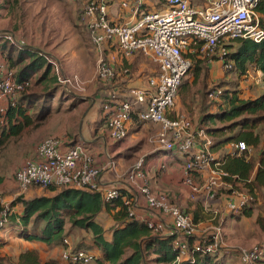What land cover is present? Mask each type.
I'll return each mask as SVG.
<instances>
[{
    "label": "built area",
    "instance_id": "built-area-1",
    "mask_svg": "<svg viewBox=\"0 0 264 264\" xmlns=\"http://www.w3.org/2000/svg\"><path fill=\"white\" fill-rule=\"evenodd\" d=\"M81 21L86 27L90 39L99 56L98 78L110 83L115 78L114 68L103 58V46L116 49L117 56L128 60L141 55L156 67V74L151 75L141 87L130 88L123 92V99L106 103L103 114L107 122L109 139L120 142L127 137V128L132 118L142 124L159 127L151 142L158 150L178 151L187 154L183 162L182 184L189 189L190 200L203 196L209 204L227 184L228 175L222 171L221 162L211 151L212 138L203 130L193 128L182 116L172 117L177 99V90L183 78L189 73L196 59L205 61L206 66L219 61L224 71L232 69V63L226 62L229 50L226 45L236 39H250L254 42L264 40V28L256 12L258 4L264 0H201L200 6H193L191 0H165L162 7L148 12L145 6L148 0H119L121 10L132 9L134 17L127 22H114L108 14V0H81ZM0 38L22 45L10 34ZM53 67L57 82L68 92L79 87L75 76L60 73L53 59L44 56ZM127 74L128 69L124 68ZM245 72V78L248 77ZM28 87V83H19L8 59L0 60V115L5 114L9 106L17 103L18 97ZM220 88H213L208 93L210 100L218 99ZM61 140L56 136L43 139L37 145L35 157L24 160L15 174V183L23 195L33 186L48 188L56 185L100 192L105 200L117 198V188L103 187L99 182L101 168L94 164L83 146L78 144L67 151H62ZM232 154L250 155L251 149L244 143H232ZM142 159L138 160L132 171V179H143L140 172ZM110 160L106 168H113ZM145 195L146 203L155 218L146 222L155 233L176 234L178 236L197 237L191 247L180 245L176 262L192 258L194 253L218 255L224 249L221 227L201 230L189 215L170 203L169 196L152 194L145 184L139 188ZM253 196L233 190L226 200V211L239 213L253 201ZM130 207L136 200H128ZM14 210L5 208L0 213V230L4 229L6 217ZM158 214L167 220L161 221ZM208 222H219L218 212L211 210ZM169 219V220H168ZM3 231V230H2ZM67 245L61 258L70 264H90L93 256L83 251L74 252ZM242 264H263L264 244L254 245L248 250L239 251Z\"/></svg>",
    "mask_w": 264,
    "mask_h": 264
},
{
    "label": "trees",
    "instance_id": "trees-1",
    "mask_svg": "<svg viewBox=\"0 0 264 264\" xmlns=\"http://www.w3.org/2000/svg\"><path fill=\"white\" fill-rule=\"evenodd\" d=\"M164 1L154 0L155 10L151 8L147 11L160 9ZM256 12L264 28V1L258 4ZM226 48L229 52L225 61L232 63V69L227 72H234L240 80L248 68H256L262 73L264 86V40L254 42L250 39H236L229 42ZM44 56L36 49L19 46L0 38V60L7 58L15 71L16 81L28 83V87L30 86L14 106H9L5 114L0 115V152L12 139L19 138L28 129L35 128L47 118L54 109L51 101L55 96L59 95L56 111L63 101L61 98L63 94L75 102L81 101L63 89L60 90L62 87L57 82L53 67ZM196 61L190 70L191 73L186 75H190L189 78L185 79V76L177 90L178 100L182 105L187 100L194 103L192 111L188 114L191 118L189 122L196 129H203L212 138L213 144L210 148L212 152L239 142L254 150L251 156L246 152L239 157L227 152L219 159L222 171L228 175L224 178L228 186L223 191L225 195L233 190L244 191L253 198L259 195L264 201V91L256 98H245L237 81L235 87L225 86L218 99L210 100L208 93L211 89L205 93L201 88L193 92V88L202 84L204 74L206 79L209 77L206 74L209 69L203 65V61L200 59ZM155 68L157 70L156 66ZM117 71L115 78L107 83L110 90L102 105L123 99L124 90L119 92V96L116 95V88L119 85ZM155 72L152 75H155ZM197 93L202 96L200 101L194 97ZM100 112L101 126L109 138L103 110ZM142 125L132 118L126 129L127 133L128 129ZM152 126L159 128L156 125ZM56 137L61 140L62 151L80 144L78 133H64ZM184 157L188 155L184 154ZM143 167L142 159L140 168L142 174L145 172ZM128 177L129 175L125 184L128 183ZM4 181V176L0 174V186ZM145 186L152 193L147 182ZM117 190L118 196L112 200H105L100 192L66 185L45 188L42 194L29 199L18 197L11 204L12 207L18 204L15 213L6 217L2 229L12 230L13 241L3 242L0 238V264H70L62 260L61 253L67 249L64 241L69 238L72 230L90 234L89 241L86 242L88 245L80 242L75 247H69L74 252L93 254L92 264H232L228 260L229 254L224 252L218 255L194 253L191 259L177 263L180 245L186 244L191 247L197 237L153 232L146 224L150 218L147 217L149 208L145 195L137 188L133 191ZM136 197L137 204L130 207L133 212L130 216L126 201ZM172 202L170 200L171 204ZM252 213V207L248 206L241 209L237 215L228 212V217L251 218ZM198 216V213H194L195 223H198ZM158 218L161 221L167 220L163 214H158ZM106 220L110 223L109 227L106 226ZM259 221L264 226V221ZM13 248L16 250L11 251ZM260 262L264 264V260Z\"/></svg>",
    "mask_w": 264,
    "mask_h": 264
},
{
    "label": "rangeland",
    "instance_id": "rangeland-1",
    "mask_svg": "<svg viewBox=\"0 0 264 264\" xmlns=\"http://www.w3.org/2000/svg\"><path fill=\"white\" fill-rule=\"evenodd\" d=\"M82 1L81 0H8L7 2L0 1V25L7 26L16 35L15 41L18 43L22 42L21 46H26L32 49H40L45 56L53 59L57 64L60 73L65 76H75L79 83V87L68 92L63 87L61 91L67 92L76 99L81 101L75 102L74 99L68 98L65 94L62 95V103L58 105V111H56V104H58L59 95L51 101L54 109L47 116L45 120L36 125L35 128H30L26 133L21 135L19 138L12 139L0 152V174L4 176V184L0 187V213L5 209L9 208L14 210L15 213L16 204L14 207L11 206L15 200L23 196L26 199L42 194L45 188L33 186L28 189L23 195L17 189L15 183V174L17 168L26 159H33L35 157V151L40 141L47 137L61 136L62 133L70 134H81L85 131L86 124L92 118L95 119L94 123L91 124L90 137L93 140L94 137L102 135L100 132L101 126V110L103 100L110 90L108 84L104 83L98 78V63L99 56L96 53V48L92 43L89 33L81 21L82 17ZM198 6L201 5L196 4ZM162 6V5H161ZM5 33H0L3 35ZM227 46V45H226ZM103 51L104 48H103ZM103 58L106 62L105 53L103 52ZM7 59V58H2ZM9 61V60H8ZM197 61L194 62V65ZM135 65L140 66V70L134 69L130 73L137 75L138 78L144 76L148 78L155 72L156 68L146 58L135 57ZM193 65V66H194ZM203 65L206 67L205 61ZM211 66V65H210ZM14 70V69H13ZM150 71V73H147ZM211 71V72H210ZM15 72V71H14ZM139 72V73H138ZM138 73V74H137ZM191 73V71L189 72ZM209 77L206 79L205 74L202 77V84L198 87L193 88V92L198 91L199 88L205 93L207 90L213 88H220L221 90L235 87V83L238 80L237 75L234 72H227L222 70L221 65H212V68L206 73ZM216 76H214V75ZM190 75L186 76L188 79ZM143 78L145 81L147 79ZM112 86L109 85V87ZM30 87V86H29ZM27 87V89L29 88ZM61 87V85H60ZM27 89L20 94L22 96ZM63 89V90H62ZM262 93L260 91L258 95ZM18 97V99L20 98ZM195 99H201L200 94H194ZM73 103H76L75 105ZM74 105L73 107L71 105ZM194 103L191 100H187L185 104H180L178 97L176 99V109L179 116L183 115L188 121L191 118L188 114L192 111ZM175 117V116H173ZM159 128L149 124H143L141 127L134 126L132 133H137V139L133 143L127 135L126 139L122 142H117L116 149L118 155L109 153V157L115 165L114 169H121V180L127 181L128 183L124 186L133 191L136 186L132 177V171L138 160L143 159V164L149 161L152 157H158L162 155V152L155 151V145L151 142V139L158 133ZM90 140L89 137L86 138ZM85 147L86 144L80 142ZM110 144V143H109ZM110 148V145H108ZM153 151V152H152ZM165 154V153H164ZM104 155V154H103ZM218 156V155H217ZM179 167L182 166L180 163ZM165 170V167L162 171ZM132 183V184H131ZM130 186V187H129ZM223 190L217 192L214 201L208 205L213 207L218 212V216H221L219 222H208L204 228L209 229L211 226H220L222 231L224 249L228 251H221L229 254L228 260L232 264H242L239 256V251L248 250L254 245L264 244V226L261 225L259 220L264 221V201L262 197L257 195L253 202L249 205L252 207L251 218L236 219L235 217H228V212L224 211L225 205H217L218 200H223L225 193ZM160 194V193H159ZM162 195H167L165 191L161 192ZM187 199V198H186ZM173 205L178 208L185 210L184 204L188 203H199L204 204L203 198H197L191 201L189 198L185 201H179L177 203L172 202ZM222 204V203H221ZM207 209V214L211 208ZM210 214V213H209ZM236 213L235 215H237ZM207 217L205 214L202 215V220ZM106 226H110V223L106 220ZM204 223V222H203ZM201 227L200 232L205 230ZM90 234L72 230L69 238L66 242L69 246H76L80 242L88 245ZM13 248L11 251H15ZM10 253V251H8ZM91 255V253H89ZM93 256V254H92Z\"/></svg>",
    "mask_w": 264,
    "mask_h": 264
},
{
    "label": "crops",
    "instance_id": "crops-1",
    "mask_svg": "<svg viewBox=\"0 0 264 264\" xmlns=\"http://www.w3.org/2000/svg\"><path fill=\"white\" fill-rule=\"evenodd\" d=\"M2 1L7 2L8 0H2ZM118 2H119V0H108V14L110 16V19L114 22H127V21L132 20L134 17V13L132 10L133 8L121 10L119 5H118ZM198 2L200 4L201 0H191V3L193 6H198V5H196V4H198ZM151 8L153 10H155L154 0H148L147 4L145 6V9H147V10L151 9ZM10 31L11 30L9 28H7V26H5L3 24L0 25V33L10 34V35H14L16 37V35ZM103 48L105 50L104 53H105V57H106V60L108 61V63L114 68L115 72L118 70L117 73L119 74V83H118L119 85L116 88V95L117 96H119V92L121 90L126 91L128 88L130 89V88H135V87H141L145 83V80L143 79L145 76L142 79L138 78L137 75H132L131 77L129 76L130 73L132 71H134V69H135V71L140 70V66L135 65V57H138V56L142 57L141 55H135V56L129 58L128 60H122L117 56V52H116L115 48H112V47L108 48L107 46L106 47L103 46ZM38 51H41V50L39 49ZM213 64L217 67V66H219L220 63H219V61L215 60L212 64H210L211 66L208 65L206 67L210 70L212 68ZM124 68L128 69V73L130 72L129 74L127 73L128 75H125L123 73ZM246 71L249 73L248 77L245 78V74H244V75H242V77L240 78V81H239L240 89H242V92H243L242 96L245 98H256L259 95H261L264 91V86L262 83V73L253 67L248 68ZM214 76H216V75H214ZM145 79H146V77H145ZM260 91H262V93H260L258 95V93ZM175 115L176 116L179 115V113L176 109V103H175V107H174V112L171 114V116L173 117ZM181 116L185 117L183 115H181ZM94 121H95V119L92 118L89 122H87L85 131L82 132L81 134L80 133L78 134V141L86 144L85 147L83 145L82 146H83L84 150L86 151V153L88 154V156L90 157V159H92V161H94L95 165H98L101 168L102 166H104L103 164H105L104 168L101 169L102 171H101L100 176H99L100 184L103 187H107V188L113 187V188H117V189H126L127 190V188L124 186L125 181L121 180V175H122L121 169L120 170H117V168L114 169L115 165L111 169L106 168L107 162L110 160L112 161V158L109 157V153L111 154V157L115 154L118 155V150L116 149V144H118L119 142L118 143L112 142L108 138V136L104 133V127H102L100 129V132L102 131L103 134L98 135L97 137H94L92 140L90 137V131H91V124H93ZM192 127L195 128L194 126H192ZM132 131H133V127L131 129H128L127 135L129 136L130 140H132V142L134 143L136 141L135 139H137V136L139 134H138V132L134 134V133H132ZM62 132L63 131H60L61 134L65 133V132L64 133H62ZM53 134L56 135V133H53ZM136 134H138V135L136 136ZM87 137H89L90 140H87L86 139ZM80 145H81V143H80ZM108 145H110V148H108ZM232 149L233 148L231 147V144H229L223 148H220L218 151H215L212 153L214 154L215 158L218 161H220L219 159L224 154H226L227 152L232 153V151H233ZM249 149H251V148H249ZM155 151L162 152V155L158 156V157H154L153 154L150 153L152 155V157L149 161H147L144 164V167H143V169L145 171L143 173V175H144L143 179L141 180L139 178H134L133 183L136 186V188L138 189L141 185H143L147 182L149 184V187H150L153 194H159V193L161 194L162 191H165L166 193H168L170 200H172L175 203H177L178 201L181 203V201H185L188 198L190 199L189 189L182 184L183 162H184V158H185L184 154H182L176 150L172 151V152H165L163 150H158L155 148ZM253 153H254V150L251 149V153L248 156H251ZM173 163H180L182 166L179 167L178 164H173ZM164 167H165V170L162 171ZM3 184H4V182H3ZM227 188H228V186L225 189H227ZM240 192H244V191H240ZM228 195L227 194L223 195V200H218L216 202V206L217 205L223 206L224 204H226V200H227ZM197 198H203L204 199L203 196H199ZM132 200H136V204H137V197L135 199L132 198ZM191 201H194V200H191ZM213 201H211V202H213ZM184 206H185V210L184 209L183 210L186 212L187 215L190 216V218L192 220L194 217V213H198V215H199L198 216V218H199L198 224L201 225V227H203V228H204L205 224L208 223V219L210 217L209 216L210 210L207 214L206 208L207 207H208V209L211 208V210L214 209L213 207H211L205 203V199H204V204L188 203V204H184ZM224 211L228 212V211H226V205H225ZM203 214H205L207 217L205 220H202ZM223 214L224 213H222L221 216ZM221 216H218L219 219L222 218ZM147 217H149L150 219L155 218L153 212L150 210H148ZM11 232H12V230L10 228L0 232V238H2L3 242L4 241L5 242L13 241V239L11 238ZM90 264H92V263H90Z\"/></svg>",
    "mask_w": 264,
    "mask_h": 264
}]
</instances>
